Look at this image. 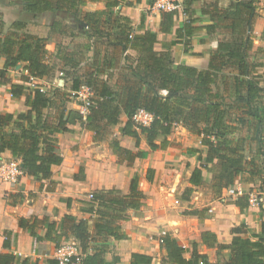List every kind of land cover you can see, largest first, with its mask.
<instances>
[{
  "label": "trees",
  "instance_id": "trees-1",
  "mask_svg": "<svg viewBox=\"0 0 264 264\" xmlns=\"http://www.w3.org/2000/svg\"><path fill=\"white\" fill-rule=\"evenodd\" d=\"M19 1L23 9L35 14L51 11L54 14L51 29L59 34L68 33V25L62 15H74L88 28L86 35L99 41L110 49H121L123 52L133 49L138 52L137 58L124 56L125 66L121 74V83L114 89L93 72L85 74V79L76 78L73 89L82 84L88 85L92 91L89 113L86 115L87 127L97 133L107 132V124L119 122L123 111L128 121L122 128L126 135L139 138L145 134L151 149H163L168 144V136L177 124L201 139L206 148L198 149L199 167H195L190 176V183L200 185L203 182V170L212 173V188L221 194L225 188L236 184L239 176L244 182L259 181V190L264 192V163L252 154L246 153L241 139L235 138L241 126L253 124L256 119L257 128L263 123V117L254 105L264 96V86H260L262 74L258 69L263 63L251 61L253 39L247 35L248 28L257 17V6L254 0H237L229 8L220 7L218 2H211L202 9L208 14L211 24L205 28L209 34L223 30L224 36L210 53L208 68L200 69L191 65L176 63L170 51H157L154 46L158 41L157 33L151 29L137 32L130 19L118 13L116 8L122 3H139L141 0H106L101 10L83 11L82 7L89 0H0V4L12 6ZM193 0H184L183 13L189 19L177 30L181 38L191 37L196 27L192 18ZM179 11L161 12L160 31L170 32L174 27ZM5 24L4 13L0 11V32ZM16 29H24V22L15 21ZM142 28V25L140 26ZM142 30V29H140ZM13 36H0V60L7 57V63L0 68V83H11L14 96H22L30 89L27 111L14 115L0 114V157L5 150H11L23 162L22 169L29 176L47 179L52 175V165L60 164L62 156L57 153L56 134L67 131L64 112L57 123H47L43 119V109L51 104L48 91L31 87V76L43 78L51 71L45 60L47 38L22 33ZM264 41V38H263ZM187 42V41H186ZM79 49H90L82 46ZM185 52H189L185 49ZM256 53L264 55V49H256ZM75 53L64 57L74 65ZM23 65V71L29 75L22 77V82H11L8 68ZM229 83L231 84H228ZM233 87L234 99L227 102L226 91ZM63 111H64V105ZM257 108V109H256ZM139 109L154 115L150 125H140L134 120ZM235 117H233V115ZM102 122H106L102 124ZM255 124V122H254ZM259 133V131H257ZM163 137L161 143L156 141ZM115 153L129 154L130 151L112 143ZM205 154V155H204ZM193 188L185 190V199H189ZM145 194L138 188V181L131 182L130 192L121 195L116 191H102L93 194L88 211L97 215L91 227L88 219L65 215L61 229L75 238L79 249L73 259H80L83 264H111L104 257V244L108 238L122 239L120 220L128 219V209H140L144 204ZM233 204L241 210L249 207L247 192L238 196ZM37 222L47 228L46 237L61 245L62 233L57 232V223L47 218L20 219V226L28 228L33 236ZM54 233V235H53ZM233 237L228 244L218 243L215 233L205 231L201 241L208 248H217L219 260L215 264H264V232L252 237L247 234L242 224L231 229ZM39 238V236H37ZM255 238V239H253ZM160 247L166 252L161 264H198L204 260L209 262L208 254L198 251V243L193 244L192 257L185 256L187 249L176 238L166 233L159 237ZM230 250V257L220 261L223 250ZM153 257L142 253H132L131 264H151ZM35 264L28 258L17 260L12 253H1L0 264ZM47 264H59L56 259H48Z\"/></svg>",
  "mask_w": 264,
  "mask_h": 264
},
{
  "label": "crops",
  "instance_id": "crops-1",
  "mask_svg": "<svg viewBox=\"0 0 264 264\" xmlns=\"http://www.w3.org/2000/svg\"><path fill=\"white\" fill-rule=\"evenodd\" d=\"M8 3L11 0H6ZM133 1V0H131ZM237 0H193L191 6L193 25L196 27L194 34L189 38H181L177 30L184 26L189 19L184 14H179L170 32L160 31L161 12L151 9V0H141L132 4L122 2L116 11L127 16L137 32L151 29L157 33L158 41L155 50L170 51L176 63L191 65L200 69L208 68L210 53L220 39L224 31L219 29L214 34H209L205 28L211 24L208 14H203L202 9L211 2H218L220 7H232ZM249 1V0H248ZM257 6V17L252 26L248 28L247 35L254 41L253 49H264V0H254ZM106 0H89L83 11L101 10L105 8ZM0 11L4 13L5 24L0 36L16 32L18 34L30 33L35 36L50 38L54 43L46 46L45 60L50 65L48 76L37 78L49 93L51 104L43 109V119L47 123H57L58 118L64 112L67 122V131L56 134L57 153L62 156L60 164L52 165V175L47 179H39L29 176L23 170L19 180L15 183L0 181V254L12 253L17 260L28 258L35 264H47L48 259H56V251L59 246L51 238L46 237L47 228L41 222H37L33 236L28 228L20 226V219L47 218L50 222L57 223V232L62 233L61 245L64 243L77 244L75 238L61 229V222L65 215H73L77 218L88 219L92 229L97 215L88 211L90 194L113 190L121 195L130 192L131 182L134 178L138 181V188L145 194L144 204L140 209H128V219L120 220L122 239L108 238L104 243V257L111 264H131L132 253H142L153 257L151 264H161L166 252L160 247L159 237L170 234L176 238L181 246L187 249L185 256L192 257L193 244L198 243V251L208 254L210 263H217V248H208L201 241V234L205 231L215 233L218 243H230L233 234L231 229L244 225L249 236L264 232V211L260 207L250 206L241 208L232 201L222 203L225 188L221 194H216L212 188L213 175L208 170H203V182L193 185L189 179L195 167L201 165L197 157L187 158L184 150L178 142L195 150L206 148L200 143L194 145L191 139L181 137L173 132L167 137L168 144L163 149L150 148L145 134L135 138L123 133L122 128L128 121L125 112L119 115V122L107 124V132L100 135L89 129L85 122V115L81 114L80 104L72 99L71 94L74 80L85 79V74L95 72L100 79L105 80L116 89L121 83V74L125 66V55L137 58L138 52L133 49L122 51L121 49L106 48L100 46L99 41L93 42L86 35V27L76 16L62 15L67 22L68 33L59 34L53 32L51 25L54 14L46 11L35 14L25 11L19 1L12 6L0 4ZM24 22V29H16L12 23ZM142 25V28L140 26ZM142 29V30H140ZM70 39L71 46L65 45L61 39ZM84 39V46L90 49H79L83 45L77 43V39ZM187 41V42H186ZM188 49L189 52H185ZM75 53L74 60L77 65L63 58ZM7 63V57L0 60V68ZM8 68V77L11 82H22L24 75L23 65ZM61 70L62 76L57 78L58 87L50 86L49 79L54 77V71ZM263 69V71H261ZM262 74L260 86H264V66L258 69ZM63 79V84L59 85ZM47 84V85H46ZM49 85V86H48ZM32 87V86H31ZM66 90V92H65ZM30 89H26L22 96H14L11 83H0V114L12 113L17 115L27 111V97ZM70 94V95H69ZM64 105V111L63 106ZM258 112L263 117V123L257 128L256 119L253 124L241 126L238 132L246 130L250 138L258 136L252 145H248L249 151L256 155L260 163H264V96L257 103ZM255 122V124H254ZM106 125V122H102ZM181 134H187L188 130L181 125ZM259 131V133L257 132ZM163 137L156 142L161 143ZM117 142L120 147L130 151L129 154L115 153L112 143ZM191 152V151H190ZM249 154V153H248ZM205 155V154H204ZM186 159V160H185ZM0 160L17 161L21 167V158L16 157L11 150L1 153ZM190 162V165L188 164ZM189 165V166H188ZM243 178L239 176L237 183ZM243 188H251L250 184ZM234 186V185H233ZM193 188L189 199H185V190ZM211 190V196L207 197V190ZM222 199V200H220ZM226 200V199H225ZM54 235V233H53ZM255 239V238H253ZM220 261L230 257V250H223ZM16 264V262H15Z\"/></svg>",
  "mask_w": 264,
  "mask_h": 264
},
{
  "label": "built area",
  "instance_id": "built-area-1",
  "mask_svg": "<svg viewBox=\"0 0 264 264\" xmlns=\"http://www.w3.org/2000/svg\"><path fill=\"white\" fill-rule=\"evenodd\" d=\"M184 0H151V9L157 12H173L179 11L183 13ZM88 28V26H85ZM37 78L31 76V86L40 89L41 91H47L46 88L37 82ZM93 96L92 89L86 85L82 84L77 90L72 92L71 97H76L80 100V111L82 115H87L89 113V108L91 105V98ZM154 115L144 109H139L135 115L134 120L140 125H150L153 121ZM23 170L21 165L17 161L13 160H0V181L15 183L19 180L20 175H22ZM244 188L241 183H237L234 186L227 188L224 194L223 200L227 198H234L244 194ZM249 195V205L253 207H259L258 201L264 202V192L259 193V197L255 196L253 193H248ZM90 198H93V194H90ZM78 247L76 244L64 243L60 245L56 251V260L59 264H83L80 259L74 260L73 257L78 255ZM198 264H205L204 260H200Z\"/></svg>",
  "mask_w": 264,
  "mask_h": 264
},
{
  "label": "rangeland",
  "instance_id": "rangeland-1",
  "mask_svg": "<svg viewBox=\"0 0 264 264\" xmlns=\"http://www.w3.org/2000/svg\"><path fill=\"white\" fill-rule=\"evenodd\" d=\"M74 16V15H73ZM77 43H80L79 45H83L84 46V39L83 40H81V39H77ZM61 42H63V43H65V45H67V46H71L72 45V43L70 44V39H65V38H63V39H61ZM54 43V41L53 40H50V38H48L47 40H46V46L48 45L49 46V44H50V47H52L51 45ZM85 47V46H84ZM256 50L255 49H253L252 51H251V61H255L256 63H263L264 64V55L263 54H260V53H256L255 52ZM261 71H263V69L261 70ZM63 75V73L61 72V70H59V69H57V71H54V77L52 76V77H50V79H49V81H50V83H52L50 86H53V87H58V81H57V78L59 77V76H62ZM37 81H38V79H36ZM228 84H230L229 83V81H228ZM47 85V84H46ZM231 85V84H230ZM49 86V85H48ZM65 92H66V90H65ZM227 93H226V96L228 97L227 98V102H231L234 98V89H233V87H230L229 86V88H228V90L226 91ZM70 95V94H69ZM72 99L73 100H75L77 103H81L80 102V100H78L76 97H72ZM255 107H257V105L255 104L254 105V109H255ZM258 108V107H257ZM256 108V109H257ZM233 115V114H232ZM233 117H235V115H233ZM243 128H244V126H243ZM246 130H242V131H240V132H238L236 135H234L235 136V138H240L241 139V141H242V143H243V145H244V147L245 148H247L248 147V145H252L255 141H256V139H259V137L258 136H254L253 138H250V134L248 135V132H245ZM177 133L178 135H180L181 137H186L187 139L189 138V139H191L192 140V143L194 144V145H196V143H200V141H201V139H200V137L199 136H197L196 134H193V133H191L190 131H188L187 132V134H181V133H183L182 132V129H181V124H177L176 126H175V128H174V133ZM256 143V142H255ZM177 145H181V147L184 149V150H188V151H184V152H181V153H183L184 154V156L185 157H187V158H191L192 156L193 157H197L198 155H199V152L197 151V150H195V148H192V147H189V146H185L184 144H183V142H178V143H176ZM191 151V152H190ZM186 160V159H185ZM188 164L190 165V162H188ZM188 165V166H189ZM243 179L244 178H241V180H240V182H242V185L244 184L245 186H247V183L246 182H244L243 181ZM243 185V186H244ZM251 185V188H245L244 189V191L245 192H247V193H253L255 196H257V197H259L260 195H259V193L260 192H262V191H260L259 190V186H258V183H254V184H250ZM208 191V193H207V197H209V196H211V193H213L211 190H207ZM223 199V198H222ZM222 199H220V200H222ZM234 198H227L226 200H222V201H220V202H222V203H229V202H231L232 200H233ZM257 204H259V207L264 211V202H260V201H258L257 202ZM73 244V243H72ZM206 264V263H205Z\"/></svg>",
  "mask_w": 264,
  "mask_h": 264
},
{
  "label": "water",
  "instance_id": "water-1",
  "mask_svg": "<svg viewBox=\"0 0 264 264\" xmlns=\"http://www.w3.org/2000/svg\"><path fill=\"white\" fill-rule=\"evenodd\" d=\"M84 25L86 26V24L84 23ZM63 84V79L60 80L59 85Z\"/></svg>",
  "mask_w": 264,
  "mask_h": 264
}]
</instances>
